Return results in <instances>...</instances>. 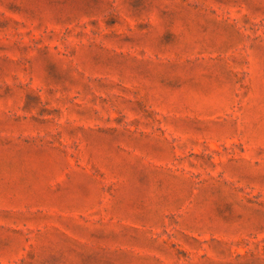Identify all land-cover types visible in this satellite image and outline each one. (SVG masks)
<instances>
[{"label":"rangeland","instance_id":"obj_1","mask_svg":"<svg viewBox=\"0 0 264 264\" xmlns=\"http://www.w3.org/2000/svg\"><path fill=\"white\" fill-rule=\"evenodd\" d=\"M0 264H264V0H0Z\"/></svg>","mask_w":264,"mask_h":264}]
</instances>
